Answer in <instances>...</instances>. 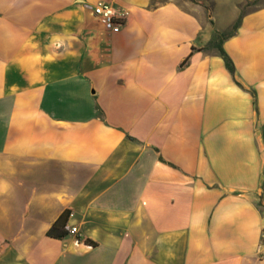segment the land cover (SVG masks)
I'll use <instances>...</instances> for the list:
<instances>
[{
	"label": "crops",
	"instance_id": "0c3cea01",
	"mask_svg": "<svg viewBox=\"0 0 264 264\" xmlns=\"http://www.w3.org/2000/svg\"><path fill=\"white\" fill-rule=\"evenodd\" d=\"M194 3L0 0V264H264V0Z\"/></svg>",
	"mask_w": 264,
	"mask_h": 264
},
{
	"label": "built area",
	"instance_id": "2783aa9c",
	"mask_svg": "<svg viewBox=\"0 0 264 264\" xmlns=\"http://www.w3.org/2000/svg\"><path fill=\"white\" fill-rule=\"evenodd\" d=\"M88 10L90 16L96 20V22L103 28L107 33H117L120 28L126 22L128 13L122 8H116L115 6L107 2H96L91 5H83ZM70 234L75 236L73 243L74 245H82L84 242L77 236V229L71 227L68 229ZM259 249L261 255H264V232L261 234Z\"/></svg>",
	"mask_w": 264,
	"mask_h": 264
},
{
	"label": "trees",
	"instance_id": "16d2710c",
	"mask_svg": "<svg viewBox=\"0 0 264 264\" xmlns=\"http://www.w3.org/2000/svg\"><path fill=\"white\" fill-rule=\"evenodd\" d=\"M238 21L235 22V24H233V26L231 27V29L227 32L221 33V34H215L213 36V38L211 39L210 43H209V47H212L213 49H215L216 51L219 52L220 56L223 58L224 64L226 69L230 72V74L233 75V68L231 66V63L229 62V60L226 58V56L222 53L221 49H220V44L223 40L229 38L230 36H232V34L234 33L236 27H237ZM67 217V214H63L58 221L48 230L47 232V236L52 237V238H61L64 236V231H63V226H64V222L65 219Z\"/></svg>",
	"mask_w": 264,
	"mask_h": 264
},
{
	"label": "rangeland",
	"instance_id": "374dc122",
	"mask_svg": "<svg viewBox=\"0 0 264 264\" xmlns=\"http://www.w3.org/2000/svg\"><path fill=\"white\" fill-rule=\"evenodd\" d=\"M159 1H162V0H158ZM177 4H179L182 8H185V9H188L190 7L193 6L194 3V0H192V3L190 0H174ZM206 1H209V0H206Z\"/></svg>",
	"mask_w": 264,
	"mask_h": 264
}]
</instances>
